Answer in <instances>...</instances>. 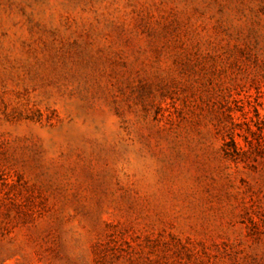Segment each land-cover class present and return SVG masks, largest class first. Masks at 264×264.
<instances>
[{
	"label": "rangeland",
	"instance_id": "1",
	"mask_svg": "<svg viewBox=\"0 0 264 264\" xmlns=\"http://www.w3.org/2000/svg\"><path fill=\"white\" fill-rule=\"evenodd\" d=\"M0 264H264V0H0Z\"/></svg>",
	"mask_w": 264,
	"mask_h": 264
}]
</instances>
